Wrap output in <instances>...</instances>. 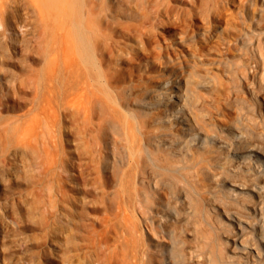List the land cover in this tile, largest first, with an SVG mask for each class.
Masks as SVG:
<instances>
[{
	"label": "rangeland",
	"instance_id": "rangeland-1",
	"mask_svg": "<svg viewBox=\"0 0 264 264\" xmlns=\"http://www.w3.org/2000/svg\"><path fill=\"white\" fill-rule=\"evenodd\" d=\"M259 3L148 0L138 8L136 0H122L119 7L113 8L115 19L109 21L97 8L85 27L91 37H103L99 56L102 68L112 76L115 88L125 86L128 92L124 99L116 101L110 96L109 100L102 94L100 104L91 103V126L84 125L77 110L65 109L63 105L66 91L72 87L71 77L65 75V29L69 26H59L55 39L51 31L45 30L34 7L18 2L0 6V264H121L115 251L120 255L133 253L134 264H149V260L144 262L145 243L156 248L166 246L167 264H246L234 254L231 257V251L229 261L218 258L219 239L212 226L216 216L211 209L218 185L214 177H206L203 171L204 166L212 169L206 159L212 156L210 147L201 150L192 145L184 155L183 137L167 134L169 129L162 123L139 129L130 113H137V100L147 90L164 83L172 65L166 60L169 55L175 60L191 58L197 67L185 68L186 75H193L191 90L198 73L217 76L213 103L220 110L212 108L209 97L205 105L212 109V121L221 129L229 126L230 119L238 127L246 126L250 133L261 129L250 94L245 88L235 91L226 67L218 63L227 57L228 66H236L245 56L231 47L233 37L243 31H250L251 37H264ZM54 55L55 64L51 60ZM75 78L82 80V73ZM98 87L95 79L92 88ZM235 96L244 101L227 105L228 98ZM49 98L54 112L47 117L42 109ZM260 99L264 101L263 90ZM161 108L158 105L152 111L156 113ZM139 119L143 124L146 117L139 115ZM206 130L214 132L209 126ZM149 134L152 136L148 138ZM146 145L152 150V158L144 150ZM138 146L143 147V169L142 181L136 183L133 152ZM57 153H62L71 174L80 175L70 179L61 170L59 182L63 191L69 199L79 195L80 202L71 205L62 199L59 243L52 165ZM157 165L185 178V184L175 183V190L171 191L165 183L167 176ZM135 183L140 187L143 204H148L153 196L154 202L163 205L160 211L164 215L169 213L162 210L166 204L180 208L179 215L170 214L168 228L186 239L184 255L180 244L171 246L170 238L137 208ZM190 185L198 189L182 191ZM144 189L154 190L155 194L145 196ZM176 191L181 195L178 199L173 197ZM116 197L122 202L126 199L129 205L115 219L117 227L126 229L124 225L131 221L135 223L130 229L136 227V236L126 235L123 242L117 227L106 231V223L101 221ZM216 204L219 203L213 206ZM257 218L262 222L264 215Z\"/></svg>",
	"mask_w": 264,
	"mask_h": 264
},
{
	"label": "bare ground",
	"instance_id": "bare-ground-1",
	"mask_svg": "<svg viewBox=\"0 0 264 264\" xmlns=\"http://www.w3.org/2000/svg\"><path fill=\"white\" fill-rule=\"evenodd\" d=\"M126 1L130 3L135 0ZM147 1L136 0V5L141 8ZM260 1L258 15L261 19L264 18V0H247L250 5H255ZM11 2H18L28 8L34 7L38 11L45 30L51 31L53 37L57 35L56 31L59 26L61 29L69 26L65 29L67 45L65 75L71 77L69 82L72 83V87L66 91V99L63 101L65 109L77 110L84 125L91 126L94 124L91 103L100 104L102 94H105L109 100L110 96L113 100L124 99L123 95L124 93L127 95L128 88L125 86L115 88L112 84V76L102 68L99 56L103 49V37H91V33L85 27L86 20L93 15L97 8H101L106 20L115 19L113 8L119 7L122 0H0V6ZM260 19L257 20V23L260 22ZM231 47L241 51L245 56L237 62L236 66H228L227 57L220 58L218 63L226 67L225 72L229 75L235 91H242L245 88L250 94L253 100L252 108L255 119L261 129L250 133L246 126L238 127L231 119L228 120L229 126H223L224 128L221 129L217 122L212 121V109L205 105V100L209 97L212 108L220 110L213 103L217 76L210 72L198 73V77H195L194 80L195 88L191 90L190 84L193 82V75L185 73V68L196 67L191 62V58L175 60L169 55L166 56V60L172 65L164 83L147 90L146 95L137 100L139 105L137 113L130 114L136 119L139 129L149 126V124L162 123L169 129L167 134L183 137L184 155L185 152L191 151L192 145L201 150L210 147L212 156L206 159L212 169H206L204 166L203 171L206 177H214L218 185V190L213 195L214 201H211L213 203L211 209L216 216L212 226L219 239L218 258L225 262L229 261V251H231V257L234 254L236 258L245 260L246 264H264V219L260 222L257 218L259 215H264V101L260 99L261 90L264 91V37H251L250 31L246 30L238 37H233ZM51 60L55 64L57 57L54 55ZM194 70L196 72V69ZM80 72L83 75L82 80L75 78ZM95 79L101 89L99 87L98 90L92 88V82ZM79 82L82 84L75 85ZM243 101L239 96L230 97L227 100V105L232 102L240 104ZM158 105L162 106L161 110L153 113L152 110ZM101 108L105 111L104 105H101ZM42 111L47 117L54 112L51 98L47 99ZM139 115L146 117L143 124ZM98 125L100 129V123ZM206 126L213 128L214 132L208 133ZM176 128H178L177 131ZM27 135L28 132L25 133V138ZM150 136L152 135H147L148 138ZM144 150L152 158V150L147 145ZM133 161L137 169L135 173L137 183L139 180L142 181L140 179L143 169L142 146H138L137 150L133 152ZM52 165L56 180L54 188L56 240L59 243V212L62 199L71 205H74L73 202H80L79 195L69 199L66 191H63L59 182L61 170L65 171L67 178L70 179H77L80 175L71 174L62 153L55 155ZM157 167L161 173L167 176L165 183L168 184L171 191L175 190L173 187L175 183L185 184V178L175 175L164 166L157 165ZM153 186L156 188L154 183ZM195 189H198L197 186L190 185L189 188L182 189V191L188 193V191H196ZM142 191L145 196L155 194L154 190L148 192L144 189ZM139 192L140 187L136 185L134 195L136 203L139 205L136 207L142 211L146 220L170 238L173 242L170 243L171 246L176 243L180 244L181 254L184 255L186 239H182V235L176 234L174 229L168 228L169 221L172 220L170 214L179 215L180 208L166 204L162 210L169 213L164 215L160 211L163 205L157 200L154 202L153 196L148 204H143ZM115 195H119L118 190L115 191ZM180 196L177 191L173 194L176 199ZM195 200V208H197L199 206L198 199ZM127 202L126 199L122 202L116 197L113 203L109 204L107 209L109 211L101 219L106 223V231L110 227H117L115 219L121 215L122 211L126 212L127 206H129ZM215 202L219 204L213 206ZM66 212L70 215L68 209ZM128 219H130L129 216ZM134 223L133 221L129 224L126 223L124 225L126 229L122 228V230L117 227V232L121 233L123 237L121 242L127 240L126 235H131L132 238L136 236V227L134 230L130 229V227H134V225L131 226ZM92 225L95 230V223ZM153 253L154 255H152ZM166 253V246L156 248L145 243L144 262L149 260V264H167ZM113 254H116L115 256L121 264L135 263V260L131 259L134 258L133 253L128 252L120 255L115 251Z\"/></svg>",
	"mask_w": 264,
	"mask_h": 264
}]
</instances>
